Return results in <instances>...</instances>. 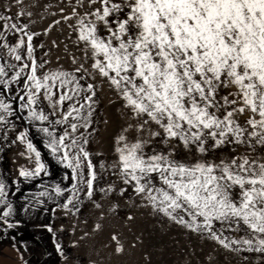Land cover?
<instances>
[{"label": "snow or ice", "instance_id": "snow-or-ice-1", "mask_svg": "<svg viewBox=\"0 0 264 264\" xmlns=\"http://www.w3.org/2000/svg\"><path fill=\"white\" fill-rule=\"evenodd\" d=\"M61 19L82 54L70 56V69L50 68L35 55L38 34L0 16V142L34 157V168L18 175L48 174L21 127L35 126L78 182L62 204L66 213L81 193L93 197L98 174L86 133L103 83L131 121L115 138L110 165L119 193L130 187L154 212L223 248L264 253V0H75ZM130 131L138 134L131 142ZM154 139L163 147L145 151ZM7 195L0 182V224L11 228ZM225 231L244 235L229 239Z\"/></svg>", "mask_w": 264, "mask_h": 264}, {"label": "rangeland", "instance_id": "rangeland-1", "mask_svg": "<svg viewBox=\"0 0 264 264\" xmlns=\"http://www.w3.org/2000/svg\"><path fill=\"white\" fill-rule=\"evenodd\" d=\"M72 6L75 0H21L20 4L16 0H0V16L8 15L28 24L27 31L38 34L33 38L35 55L47 59L50 68L59 65L70 69V56L82 55L68 22L61 19ZM21 8L25 15L18 17L16 13ZM9 39L14 41L15 36L10 34ZM96 100L93 123L86 133L90 139L87 149L98 174L96 191L90 199L82 193L78 201L74 198L72 211L66 213L62 204L72 194V184L78 182L72 181L71 169L59 163L44 146L43 133L35 126L21 125L29 128V138L41 152L47 175L20 177L21 167L34 168V157L20 155L23 145L5 146L0 142V182L5 184L6 199L13 206L8 217L13 226L0 224V264H264V253L223 248L206 234L190 231L154 212L130 187L121 195L122 181L113 175L110 165L116 161L115 138L131 121L122 102L106 84L98 87ZM134 135L138 134L128 133L129 142ZM161 147L154 139L145 151ZM178 151L180 158H192L182 149ZM224 154L227 153H220ZM109 184L115 186L113 192L99 191ZM56 185L65 190L60 196L55 194ZM45 191L48 196L39 195ZM3 207L0 205V209ZM225 235L232 239L244 233L225 231ZM117 242L123 249L119 253L115 251ZM57 244L62 253L57 251Z\"/></svg>", "mask_w": 264, "mask_h": 264}]
</instances>
